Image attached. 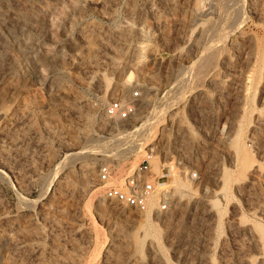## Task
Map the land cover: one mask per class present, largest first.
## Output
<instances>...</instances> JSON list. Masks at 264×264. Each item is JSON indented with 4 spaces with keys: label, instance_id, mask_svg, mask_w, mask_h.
<instances>
[{
    "label": "rangeland",
    "instance_id": "rangeland-1",
    "mask_svg": "<svg viewBox=\"0 0 264 264\" xmlns=\"http://www.w3.org/2000/svg\"><path fill=\"white\" fill-rule=\"evenodd\" d=\"M186 1L175 0V9L154 21L144 6L136 12L138 0H0V264H104L108 257L124 264L128 256L146 259L148 239L165 264H180L173 243L187 264H255L264 257V247L256 250L234 224L264 230V220L249 211L258 197L264 204V189L251 200L229 180L223 225L207 207L226 121L242 122L236 146L264 148V0H190L198 6L192 18ZM127 18L133 49L112 51L107 86L96 85V73L74 71L70 55L100 61L97 40L112 44ZM133 89L140 100L132 119L104 114L112 99ZM258 117L263 122L249 147L250 122ZM149 149L152 207L138 211L103 199L99 161L111 155L126 173ZM176 170L205 195L202 204L166 203L165 190H182Z\"/></svg>",
    "mask_w": 264,
    "mask_h": 264
},
{
    "label": "bare ground",
    "instance_id": "bare-ground-1",
    "mask_svg": "<svg viewBox=\"0 0 264 264\" xmlns=\"http://www.w3.org/2000/svg\"><path fill=\"white\" fill-rule=\"evenodd\" d=\"M189 2H190V0H189ZM189 2H187L185 5H187L186 7L189 8L188 14H190V17H191L192 11L193 10L196 11L198 6H196V5L195 6L194 5L193 6H189L190 5V4L188 5ZM192 4H195V3H192ZM174 5H175V0H138L136 5L133 6V7H135L136 12L139 13L141 6H144L145 8H147L149 13L151 14V17L154 18V21H157V19H158L157 15H158L159 12H162V13L164 11L167 12V11L171 10L172 8H174ZM174 9H172V10H174ZM158 24H159V22H158ZM131 27H132L131 26V20L128 19L127 22H125V24L123 25V27H122L123 29L121 31L120 30L118 32L115 31L112 34V38H113L112 39V41H113L112 44L107 43L108 45H106V44L102 43V41H100L101 39L97 40L96 44L99 46L97 49H99L98 50L99 52L100 51L103 52V56L100 58V61H99V59H97V61H96L97 65L95 64L96 67L99 68V69H97L95 67L93 68V65H94L95 61H92L91 59L90 60L88 59V61L85 62L80 57L79 58L77 56L75 57V55H73V53H72V55H70V60H71V65H72L74 71L76 70V71H78V72H80L82 74L85 73V75L86 74L88 75L90 73H96V77H95V79L97 78L96 85L101 87V88H104L105 86H107L106 83H105V80H104V75L105 74L103 75V71L106 70L107 68L109 69V67H111L112 65L114 66V61H113V59L111 57L112 53H114V52H112V51H114L115 49L122 50V51H125V49H127V48L129 50L131 49L130 47H132L131 46L132 44L130 42L132 40H130L131 39L130 35H133L132 31L130 30ZM130 31H131L132 34L130 33ZM134 34H137V35L140 34L141 35V30L139 28H135ZM109 36H111V35H109ZM133 37H134V35H133ZM182 39L183 40L185 39L184 35H183ZM185 41H186V39H185ZM136 46H137V44H136ZM132 49H133V47H132ZM135 49H140V46H138ZM141 50H142V48H141ZM125 52H127V50ZM179 56H180V53L179 52L176 53V57H179ZM85 60H87V59H85ZM196 61L198 62V60H196ZM112 68H114V67H112ZM127 68H126V70H127ZM126 72L128 73V71H126ZM130 76H128V78L131 79ZM126 80L130 81L127 78H126ZM245 94H246V92H245ZM243 108H244V106L242 107V109ZM238 119H239L238 117L237 118L234 117V118H230V119H228L226 121V123H225L226 124V128H225L226 130L224 131L223 134L220 132L222 135L220 134V136L218 135V137H217V141H218L217 142L218 143L217 148H219V149H217L216 154H217L218 158L216 159L215 162H213L211 164L212 165V168H211L212 169V171H211V177L212 178L211 179H212V182L214 183V186H215L216 190H213L212 194L210 193V195H209L210 197L207 198V200L209 199L207 201V204H208L207 207L209 206L210 210L213 212V215L215 217L217 226L223 225L221 223L223 222V219H224L225 216L222 215L223 211H221V210H224V209H221V208L223 206V203H225L226 201H229V199H230L229 198V193H228L229 190L227 191V188H229V187H227V182L229 180L230 181L233 180V182H234L233 187H234L236 192L237 191H238V193L241 192L243 195H245L248 198L254 193L259 195L258 194L259 191H261V189H264V161H263L264 159L262 158V157H264V148H262V147L258 148L257 147V148H255V150H252L253 148H250L251 151L250 150L246 151V150H243V148L241 149L240 148L241 146H236L235 145L234 142H236V140L241 137V129H242L241 127L243 126V125H241L242 122H240ZM261 122H263V121H261V119L259 117L258 118H254L250 122V133H249L248 137L246 136L247 139L245 140L246 143H248L250 145L249 147H253L254 144H255V139L253 137V132H251V131H253L254 129L258 128V126H261L260 125V124H262ZM246 125H247V123H246ZM248 126H249V123H248ZM202 145H203V142H200L199 146L202 147ZM255 147H256V145H255ZM255 154H256V156H259L260 160L263 159L262 160L263 162L255 160L256 158L253 159V155L255 156ZM215 158H216V156H215ZM222 161L224 162V164L227 167L230 168V170L227 167H224ZM180 170H182V169H180ZM177 171H179V170H176L175 174L179 178L177 177V180L175 178H173V180L174 179H175V181H178V179L180 180L178 183L181 182L182 190L181 191L179 190L180 192L176 191L177 194H176V192L173 193L172 191H171L172 193L171 192L167 193L166 190H165V192L162 193L163 196L164 197H165V195L170 196L169 199L166 200L167 202L166 201L165 202L170 204V206L172 208L173 207H179V206H182L183 208H185V205L188 204V201L190 199H192V200H194L196 202H200L202 204L205 201V195H201L200 193L198 194L197 190H193L192 187L191 188L188 187V185H187L188 183L187 184L183 183V182H186L187 181L186 179L188 178V177L186 178V175H185L186 171H181V172L180 171L177 172ZM234 172H235V174H234ZM175 174L173 172V175H175ZM233 174L235 175L234 178H233ZM225 184H226V186H225ZM261 193H263V192H261ZM254 196L256 197V195H254ZM263 196H264V194H263ZM251 197H252L251 200H254L253 199L254 198L253 195ZM152 198L153 197H151V199ZM165 198L167 199V197H165ZM259 198L260 197H258V199H257L258 202L255 201V203L254 202L252 203V201L250 200L251 202L249 204V211L252 212L253 214H255V216H258L260 219L264 220V204H262V202L260 203ZM262 198L264 199V197H262ZM148 203H147V206H149L151 208L152 206H150V204L148 205ZM237 208L238 207L233 206V212L234 211L237 212V210H238ZM145 210H146V208H145ZM147 211H149L148 208H147ZM156 214L157 213H155V216H156ZM236 215L237 214H235V216ZM156 217L158 218L157 220H164L165 219L163 215L160 216V215L157 214ZM225 220H226V218H225ZM234 224L236 226V229H238V230H240L242 232L246 231V232H248L250 234L251 241L254 244L255 249L258 248V247H259L258 249H260V247L261 248L264 247V230L261 229L262 225L259 227V226H257V225H259V223L257 225H255V223H254L255 227H252V224L251 225L249 224L250 226H248V225L245 226L240 219H237V221H234ZM263 229H264V227H263ZM168 231L169 230L167 229V227H165V233H166L165 235H167ZM143 236L144 235H142V237ZM147 238H149V237H145V240ZM151 240L148 239L146 241V243H147V257H146V259H144L145 261L140 259L141 257L138 256V255L137 256L140 257L138 259L132 258L131 256H130L131 257L130 258L128 256L127 259L125 258L126 261L124 262V264H165V262L162 259V257L159 256V253H161V252H158L160 247H158L157 251H156V247L154 246V244H153V242ZM177 244L173 243L171 245V247L173 249L172 252L174 253V256H176L177 261H179L180 264H187V255L184 252L185 250L182 251L181 248H179L180 246L178 247ZM155 245H157V244L155 243ZM263 254H264V251H263ZM162 256H163V254H162ZM143 257H145V256H143ZM93 259H94V257H93ZM164 259H165V257H164ZM244 259H243V261H244ZM110 260L111 259H109V257L105 258L103 263L104 264H117L116 260H113V261H110ZM253 262H255V264H264V257H261L259 255V258H257L256 261H253ZM253 262L251 261V263H253ZM166 263H167V261H166ZM68 264H70V263H68Z\"/></svg>",
    "mask_w": 264,
    "mask_h": 264
},
{
    "label": "built area",
    "instance_id": "built-area-1",
    "mask_svg": "<svg viewBox=\"0 0 264 264\" xmlns=\"http://www.w3.org/2000/svg\"><path fill=\"white\" fill-rule=\"evenodd\" d=\"M139 100L138 90L133 89L125 97L112 99L104 108V114L110 118L115 117L121 121H128L136 115ZM150 156L149 149L145 157L126 173L117 171L115 159L111 155L99 161L95 177L103 199L134 210H144L155 190L148 160ZM190 174L195 177L194 172ZM160 201L159 208L163 209L165 204L162 199Z\"/></svg>",
    "mask_w": 264,
    "mask_h": 264
}]
</instances>
